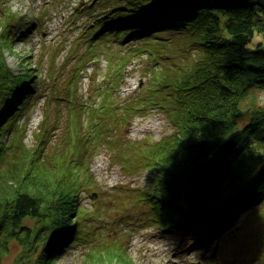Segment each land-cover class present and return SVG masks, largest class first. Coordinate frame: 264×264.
Here are the masks:
<instances>
[{
  "label": "trees",
  "instance_id": "trees-1",
  "mask_svg": "<svg viewBox=\"0 0 264 264\" xmlns=\"http://www.w3.org/2000/svg\"><path fill=\"white\" fill-rule=\"evenodd\" d=\"M91 7L100 10L85 27H92L93 37L110 34L130 43L178 35L176 47L186 59L178 63V54L166 47L163 55L168 58L151 70L159 72V79L148 77L139 93L144 105L166 110L177 127L169 135L174 144L166 137L160 141L130 140L133 154L121 160L127 169L141 164L143 169L157 172L154 186L145 196L153 212L150 218L159 220L162 228L189 234L197 242H202L213 227L228 228L241 211L257 207L264 198V106L251 107L240 124L242 99L254 88L264 87V39L252 43L256 34L264 36V0H96ZM24 25V31L33 26ZM191 50L193 56H187ZM27 72L30 74H15L0 62V130L23 108L27 112L36 94L37 79L31 78L32 68ZM67 82L75 91L76 79ZM106 86L111 87L105 82ZM62 92L58 95L53 91L51 100L76 101V96L71 100L68 86ZM58 116L59 111L44 110L33 149L17 139L20 125H15L12 141H0L5 175L14 177L20 169L24 171L7 187L0 181V255L7 253L13 241L21 246L12 264H54L80 237L90 239L91 232L83 226L92 218L78 208L79 195L90 185L85 186L86 177L74 168L85 159L83 172L90 176L86 180L94 183L89 163L96 146L89 139L78 153L79 159L73 153L63 155L67 145L68 152L72 150L66 117L61 148L56 153H43L44 137L52 127L57 128ZM90 118L95 121L94 115ZM81 127H77L79 135ZM237 127H243V132L230 155L229 176L217 183L200 206L190 208L183 196L185 173L193 163L210 156ZM220 194L232 197L220 200ZM217 255L218 249L213 257ZM253 259V264H264V255L254 256L250 262Z\"/></svg>",
  "mask_w": 264,
  "mask_h": 264
},
{
  "label": "rangeland",
  "instance_id": "rangeland-1",
  "mask_svg": "<svg viewBox=\"0 0 264 264\" xmlns=\"http://www.w3.org/2000/svg\"><path fill=\"white\" fill-rule=\"evenodd\" d=\"M95 1L0 0V62L15 74L28 75L31 72H27L28 69L32 68L31 78L37 79L36 94L27 112L23 108L0 130V141H12L16 135L15 125H20L17 139L31 149L36 147V133L40 132L44 110L49 108L59 111L60 121L56 122L57 128L52 127L46 133L43 153H56L61 148L66 117L72 132L68 133L72 150L68 152L67 145L63 155L73 153L79 159L78 153L89 139L93 147L96 146L89 163L94 183L86 180L90 176L83 172L85 159H80V167L74 168L86 177L85 186L90 185L78 198L79 210H85L92 218L83 226L91 232L90 239L80 237L56 258L54 264L255 263V259L250 262V258L264 255V198L257 207L241 211L228 228L209 229L202 242L178 229L162 228L159 220L150 218L153 212L145 196L153 188L157 172L143 169L141 164L127 169L121 160L123 156H132L129 145L134 140L160 141L166 137L169 144H174L169 135L177 127L166 110L144 105L139 93L150 79H159V72L151 70L153 65L168 58L163 55L166 47L172 48V54H178V63L186 59L178 53V35L130 43L110 34L93 37L92 27H85L93 20V15L100 12L91 7L95 6ZM24 24L33 26L24 31ZM259 39H264L263 34H256L252 43ZM163 41L167 44L163 45ZM193 53L191 50L187 56ZM68 79H76L75 91ZM105 82L111 87H105ZM67 86L71 100L76 96L75 102L51 100L53 91L59 95ZM113 91L117 94L114 92L112 97ZM258 106H264V87L254 88L242 99L244 114L240 124L244 123L251 107ZM91 115L95 117L93 122ZM79 125H82L81 135L78 134ZM105 128L110 131H103ZM4 157L8 159V154ZM4 166L3 158L0 181L7 187L13 180H19L24 171L20 169L17 176L8 177ZM230 197L232 195L220 194L219 198L227 200ZM217 249L218 255L214 258ZM19 252L21 246L11 242L7 253L0 255V264H12Z\"/></svg>",
  "mask_w": 264,
  "mask_h": 264
},
{
  "label": "water",
  "instance_id": "water-1",
  "mask_svg": "<svg viewBox=\"0 0 264 264\" xmlns=\"http://www.w3.org/2000/svg\"><path fill=\"white\" fill-rule=\"evenodd\" d=\"M242 132L243 127L232 129L210 156L189 167L185 173L186 185L183 196L190 208L196 209L200 206L217 183L229 176L230 155L235 150Z\"/></svg>",
  "mask_w": 264,
  "mask_h": 264
}]
</instances>
